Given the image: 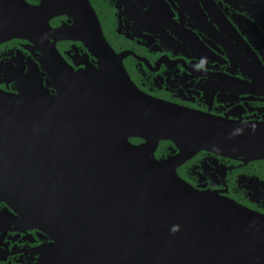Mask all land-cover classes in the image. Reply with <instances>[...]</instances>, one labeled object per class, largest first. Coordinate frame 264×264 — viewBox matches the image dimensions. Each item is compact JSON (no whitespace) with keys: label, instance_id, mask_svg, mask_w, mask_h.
Instances as JSON below:
<instances>
[{"label":"water","instance_id":"1","mask_svg":"<svg viewBox=\"0 0 264 264\" xmlns=\"http://www.w3.org/2000/svg\"><path fill=\"white\" fill-rule=\"evenodd\" d=\"M36 9L38 20L48 15L46 26L20 25L19 14L5 13L7 40L33 42L46 31L54 41L38 43L44 61L66 65L55 43L67 40L82 44L97 67L62 74L49 66L46 87L32 70L17 80L18 95L0 92V198L50 201L42 206L55 216L72 264H264V216L197 191L176 173L199 150L227 144L241 145L234 151L248 159L264 157L263 132H238L140 93L89 0H41ZM62 16L66 22L48 26ZM244 131L253 139L229 136ZM161 141L174 147L163 160L155 157Z\"/></svg>","mask_w":264,"mask_h":264},{"label":"flooded vegetation","instance_id":"2","mask_svg":"<svg viewBox=\"0 0 264 264\" xmlns=\"http://www.w3.org/2000/svg\"><path fill=\"white\" fill-rule=\"evenodd\" d=\"M89 1L104 38L117 55H124L123 67L140 93L238 132L257 126L263 132L257 139L264 140V0ZM40 4L41 0H0L3 96L18 95L17 80L32 70L46 87L52 83L44 70L49 66L59 67L62 74L69 68L81 72L97 67L82 44L67 40L55 43L66 65L56 58L53 64L44 61L38 43L49 46L54 41L46 31L32 34L33 42L6 39L1 29L8 11L19 14L20 25L46 26L47 14L40 20L34 16ZM66 20L54 17L47 23L53 29ZM253 135L244 131L243 136H229L249 140ZM226 146L222 151L199 150L176 168L178 177L197 191L215 193L264 216V157L248 159L234 151L241 145ZM173 149L161 141L155 157L166 159ZM48 204V200L0 198V264H72L70 249L52 221L55 216L42 206Z\"/></svg>","mask_w":264,"mask_h":264}]
</instances>
